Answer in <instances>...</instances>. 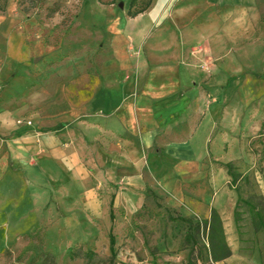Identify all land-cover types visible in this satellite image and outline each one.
<instances>
[{"label": "rangeland", "instance_id": "rangeland-1", "mask_svg": "<svg viewBox=\"0 0 264 264\" xmlns=\"http://www.w3.org/2000/svg\"><path fill=\"white\" fill-rule=\"evenodd\" d=\"M150 1L0 0V264H264V73L250 57L264 44V0L250 4L238 39L227 42L238 61L224 67L232 71L218 98L203 84L218 123L209 155L180 165L176 189L162 178L137 181L132 164L111 172L103 141L58 157L45 140L57 136L45 113L57 86L96 71L99 53ZM213 64L198 69L212 74ZM213 210L231 252L218 262L209 229L195 232V248L181 220Z\"/></svg>", "mask_w": 264, "mask_h": 264}, {"label": "crops", "instance_id": "crops-1", "mask_svg": "<svg viewBox=\"0 0 264 264\" xmlns=\"http://www.w3.org/2000/svg\"><path fill=\"white\" fill-rule=\"evenodd\" d=\"M253 2L153 0L99 53L97 72L57 86L45 108L55 125L48 131L57 136L46 142L56 143L58 157H70L103 141L111 172L132 164L137 181L162 178L173 185L181 164H199L210 153L219 104H206L203 84L218 98L232 71L224 67L238 61L227 42L238 39L240 18ZM250 57L264 73V44L254 45ZM208 58L212 74L198 69Z\"/></svg>", "mask_w": 264, "mask_h": 264}, {"label": "trees", "instance_id": "trees-1", "mask_svg": "<svg viewBox=\"0 0 264 264\" xmlns=\"http://www.w3.org/2000/svg\"><path fill=\"white\" fill-rule=\"evenodd\" d=\"M133 2H135V0H133ZM151 3H152L151 1L148 2L144 8H141V9L135 11L132 14V16L135 17L141 13H144L150 7ZM229 173L231 176H234V174L231 172V166H229ZM251 208L253 210L255 217L259 221V223L263 224V217H262L261 213L259 211H257L255 209V207H251ZM111 218H113L112 212H111ZM181 220L183 222L187 223L188 227H189L188 233L185 237L187 243L192 244V246L195 248L199 247L198 241L196 240L195 232H199L201 229V225L204 224L206 226V228L209 229L208 245L210 248V254H211L212 260L214 262H218V261H221V260L229 257L231 252H230V249H229V247L226 243L225 237H224L221 218H220V216L216 210L212 211L211 218L206 219V220H202V221H197L196 223H194L193 220L191 218H188V217H182ZM217 235H219V238ZM217 241H219V243L221 245V251L223 252L220 255L218 254V251H217ZM110 243H111V250H112V252H114V244H115L114 236H111ZM199 251H202V250L199 248ZM74 255H76V254L75 253L71 254L72 257H74ZM86 255L90 258H92L94 256V254L92 252H87ZM200 260H204V257L202 255H201ZM47 263H48V260H47V262H44V264H47ZM188 264H195V262L193 260H190L188 262Z\"/></svg>", "mask_w": 264, "mask_h": 264}]
</instances>
